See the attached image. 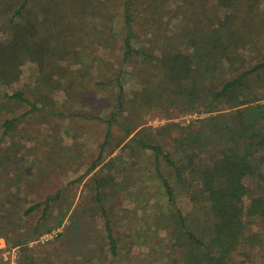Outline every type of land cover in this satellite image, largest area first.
<instances>
[{"label": "trees", "instance_id": "obj_1", "mask_svg": "<svg viewBox=\"0 0 264 264\" xmlns=\"http://www.w3.org/2000/svg\"><path fill=\"white\" fill-rule=\"evenodd\" d=\"M215 1L229 8V12L223 17L209 15L208 0H200L198 9L204 13L206 29H195L191 39L197 55L192 57L177 49L157 54L149 48H137L133 17L136 0H122L123 25H107L106 37L109 46L116 45L111 43V35L120 37L121 66L138 57L148 63L157 61L154 69L159 70H155L152 77H159V83L156 87L150 86L148 98L162 105L168 116L176 108L182 112L217 113L185 126L169 122L171 141L168 139L167 151L147 128L135 131L138 123L127 121L123 114L125 89L119 79L122 72L119 69L114 82L118 93L109 115L92 117L103 121L106 129L99 150L84 174L93 172L103 162V152L112 141L116 125L123 134L109 152L129 137L122 148H129L131 152L148 150L154 156L155 171L168 199V264H264V172L260 169L264 161L261 155L264 103H254L264 95H252L253 78L264 72V54L253 55L250 61L240 56L250 42L248 35L264 25V14L258 10L261 0ZM35 8L33 0H0V236L5 239L6 247H17L16 264H50L48 258L38 257L28 244L58 228L66 216L60 209L53 212L52 202L61 196V189L47 194L43 201L20 204L15 199L18 190L12 179L17 169L10 168V164L25 156L22 143L11 142L20 132L19 127L30 116L52 110L46 99L39 96V90L27 89L22 81L25 64L32 61L42 72L44 68L50 72L55 68L65 71L59 65L65 49L55 38L58 31L48 25L46 16L40 18ZM100 31L105 34L103 29ZM254 46L252 50L262 54L264 49ZM114 83L99 80L95 85ZM223 108L228 110L220 111ZM170 142H176L181 150L174 154L175 148ZM162 164L168 167L176 182L184 183L187 177L196 182L195 185L189 183L196 208L187 214L178 207L175 189L165 176ZM32 170L28 168L26 172L32 174ZM246 177L260 182L254 191L245 184ZM92 180L93 198L103 217L105 252L115 261L120 254L119 238L113 231L110 211L103 205L102 198L104 188L112 181L96 174ZM39 209L40 214L33 222ZM255 218L258 226L251 229L250 223ZM69 220L66 227L69 229L74 222L76 229L78 219L69 216ZM101 250L104 251L103 247ZM88 253L90 256L84 262H89L95 251L88 249ZM63 264L79 262L64 260Z\"/></svg>", "mask_w": 264, "mask_h": 264}, {"label": "rangeland", "instance_id": "obj_2", "mask_svg": "<svg viewBox=\"0 0 264 264\" xmlns=\"http://www.w3.org/2000/svg\"><path fill=\"white\" fill-rule=\"evenodd\" d=\"M33 2L40 18L46 16L49 19L47 24L58 31L55 38H58V45L65 49L59 65L65 71L55 68L50 72L44 68L42 72L32 61L25 64L22 81L27 84V89L39 90V96L46 99L47 106L52 110L30 116L19 127L20 132L14 135L15 139L12 138L11 142H21L25 156L23 160L10 164V168L17 169L12 179L18 190L15 199L20 204L43 201L47 194L61 189V196L52 202L53 212L55 214L60 209L61 213L66 212V216L58 228L42 234L28 245L33 247L38 257L48 258L50 264H63L64 260L73 259H77L79 264H168V199L155 171L152 152H131L129 148H122L129 137L109 152L123 134L115 125L112 141L103 152V162L85 175L106 129L103 121L92 117L107 118L109 115L118 93L114 82L119 69L122 71L119 79L125 89L123 114L127 121L138 123L135 131L147 128L148 133L157 137L167 151L169 122L179 123L180 126L195 124L210 113L199 110L182 112L176 108L168 116L162 105L148 98L152 90L150 86L156 87L159 83V77H152L154 71L159 70L154 69L157 61L148 63L138 57L121 66L120 37H113L110 33L111 43L116 44L110 46L106 37L109 34L107 25H123L122 0ZM199 4L200 0H136L133 17L137 37L134 44L137 48H149L157 54L177 49L196 57L191 37L196 28L199 27L200 31L206 29L203 26L206 25L205 16L199 12ZM207 8L209 15L218 17L229 12V8L219 6L215 0H208ZM258 10L264 14V0H261ZM259 26L255 32L245 28L251 32L248 35L250 42L246 49L241 50L240 56L248 61L253 55L264 54V51L258 54L252 50L254 45L264 49V25ZM99 80L111 81L114 85L96 86L95 82ZM263 82L264 72L253 78L252 95H264ZM254 103H264V98ZM227 110L223 108L220 111ZM69 113L83 116H70ZM215 113L211 112L212 115ZM170 143L175 148L174 154L181 150L176 142ZM261 155H264V150ZM161 167L175 189L178 207L185 214L196 208L189 193L190 177L184 183H178L166 165ZM28 168H33L32 174L26 172ZM260 169L264 172V161ZM93 174L112 181L104 188L102 198L103 205L110 211L113 231L119 238L120 254L115 261L105 252L103 217L93 198ZM244 182L252 191L260 183L252 177H246ZM191 183L196 184L195 181ZM69 216L78 219L76 229L74 222L69 229L66 227L71 221ZM255 219L250 223L251 229L258 226ZM88 249L95 254L89 262H84L90 256ZM18 254L17 247H6L5 239L0 236V264H16Z\"/></svg>", "mask_w": 264, "mask_h": 264}]
</instances>
